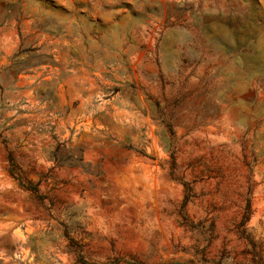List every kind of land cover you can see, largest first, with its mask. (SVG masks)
<instances>
[{
    "label": "rangeland",
    "instance_id": "1",
    "mask_svg": "<svg viewBox=\"0 0 264 264\" xmlns=\"http://www.w3.org/2000/svg\"><path fill=\"white\" fill-rule=\"evenodd\" d=\"M79 244L264 264V0H0V264Z\"/></svg>",
    "mask_w": 264,
    "mask_h": 264
},
{
    "label": "trees",
    "instance_id": "2",
    "mask_svg": "<svg viewBox=\"0 0 264 264\" xmlns=\"http://www.w3.org/2000/svg\"><path fill=\"white\" fill-rule=\"evenodd\" d=\"M9 163H10V167H9V172L12 175H16V179L18 180V182L20 183L21 186L30 189L33 192H38V189L36 186H34V184H32L30 181L26 180V178H24L21 175H18L15 169V162H14V158L12 155H10L9 157ZM18 175V176H17ZM74 251L76 253V257H77V262L80 264H118V260L115 261H111V262H106V263H96V262H90L85 258V255L83 253V249L82 246H78V248H74Z\"/></svg>",
    "mask_w": 264,
    "mask_h": 264
}]
</instances>
